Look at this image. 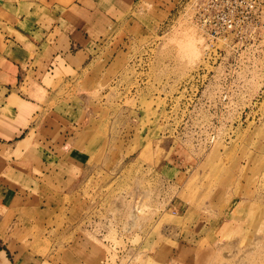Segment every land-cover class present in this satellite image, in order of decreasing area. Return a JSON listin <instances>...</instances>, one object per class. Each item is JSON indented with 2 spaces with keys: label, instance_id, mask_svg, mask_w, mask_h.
<instances>
[{
  "label": "rangeland",
  "instance_id": "rangeland-1",
  "mask_svg": "<svg viewBox=\"0 0 264 264\" xmlns=\"http://www.w3.org/2000/svg\"><path fill=\"white\" fill-rule=\"evenodd\" d=\"M2 2L16 17L47 12L46 0ZM229 10L199 13L217 31ZM128 13L82 74H47L64 97L50 98L43 133L55 140L59 111L82 106L65 150L86 162L53 165L31 197L15 198L6 232L30 240L40 264H264V0H243L232 30L213 36L188 0H137ZM207 48L204 97L167 112Z\"/></svg>",
  "mask_w": 264,
  "mask_h": 264
},
{
  "label": "crops",
  "instance_id": "crops-1",
  "mask_svg": "<svg viewBox=\"0 0 264 264\" xmlns=\"http://www.w3.org/2000/svg\"><path fill=\"white\" fill-rule=\"evenodd\" d=\"M136 2L46 0L47 12H37L35 18L25 17L24 13L16 17L5 11L1 3L0 20L5 26L0 28V91H5L2 107L6 109L0 112V264L42 262L41 256L29 247L30 240L27 244L6 232V225L12 224L9 219H17V216L12 219L11 202L17 197H31L35 184L48 176L53 165L81 166L86 162L75 152L74 156H66L65 150L76 141V131L70 127L78 128L82 106L70 112L67 108L59 111L64 124L57 120L60 130L55 140L50 132L43 133L47 129L46 117L54 113L53 108H47L50 98L59 101L64 97H57L44 82L51 81L49 76L54 75V69L58 73L77 69L82 74L104 50L103 43L111 29L122 24L119 20H130L128 12ZM38 5L44 8L42 3ZM24 20L27 29L21 26ZM69 75L62 80L76 83L83 78L72 80ZM12 92L17 96L11 95ZM48 129L52 131L53 126ZM45 190L40 189L35 195L41 197L44 195L41 191Z\"/></svg>",
  "mask_w": 264,
  "mask_h": 264
},
{
  "label": "built area",
  "instance_id": "built-area-1",
  "mask_svg": "<svg viewBox=\"0 0 264 264\" xmlns=\"http://www.w3.org/2000/svg\"><path fill=\"white\" fill-rule=\"evenodd\" d=\"M191 2V5L194 10L195 18L196 20L201 24L200 26L204 27L208 26L210 24V17L209 16H204V14H200V10L203 9V11H207L208 8L213 7L214 8L218 5H225L228 9L234 10L237 7L241 5L243 0H202L200 3V0H188ZM221 3V4H220ZM203 7L201 8V6ZM230 10L226 14V17L224 18V25L222 29L220 30H215V29H209L205 28L206 34L207 35H219L221 32H227L232 30L233 28V23H234V18L230 15ZM197 13L199 14L197 16ZM213 19V18H212ZM214 21V19H213ZM218 47H215L214 50L216 51ZM210 49H206L204 52V55L202 56V61H200L196 68L191 71L188 76L185 78V80L180 83V85L177 88V91L171 95V97L168 99L169 103V108L167 109L170 113V111L174 110L173 107L175 104L184 99H188L190 101L196 100L197 102L201 100L204 95L202 93V86L204 83L207 81V74L209 73L208 67L211 66L214 62L210 63ZM226 99V95L222 96V100ZM172 109V110H171ZM180 110H176L177 114H180ZM175 112L173 111V114ZM214 138L213 135H211V140Z\"/></svg>",
  "mask_w": 264,
  "mask_h": 264
},
{
  "label": "bare ground",
  "instance_id": "bare-ground-1",
  "mask_svg": "<svg viewBox=\"0 0 264 264\" xmlns=\"http://www.w3.org/2000/svg\"><path fill=\"white\" fill-rule=\"evenodd\" d=\"M181 38H183V37H181ZM181 38H180V39H181ZM183 39H184V38H183ZM185 39H186V37H185ZM179 41H180V40H179ZM193 41H194V40H193L192 38H189V37H188V39L185 40V43L182 44V45H180L179 47H181V46L184 45V46H183V47H184L183 49H185L186 51H183V50H182V52H187V51H188L189 56H190V57H193V59H195L196 57H194V56H195V54L197 53V51H196V53H195V48H194V49L191 48V47H192V44H193ZM179 44H180V42H179ZM194 45L197 46L196 43L193 44V47H194ZM181 48H182V47H181ZM180 51H181V49H180ZM183 54H184V53H183ZM185 54H186V53H185ZM185 54H184V55H185ZM185 56H187V55H185ZM187 57H188V56H187ZM190 59H191V58H190ZM190 59H189V60H190Z\"/></svg>",
  "mask_w": 264,
  "mask_h": 264
}]
</instances>
